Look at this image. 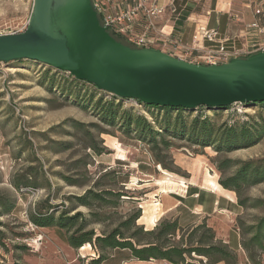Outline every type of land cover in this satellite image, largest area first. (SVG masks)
Returning <instances> with one entry per match:
<instances>
[{"label": "rangeland", "instance_id": "rangeland-1", "mask_svg": "<svg viewBox=\"0 0 264 264\" xmlns=\"http://www.w3.org/2000/svg\"><path fill=\"white\" fill-rule=\"evenodd\" d=\"M32 6L33 0H0V30L26 29ZM257 9L261 13L256 15ZM232 12L240 19L253 13L264 24V0H232ZM164 51L189 62H201L198 51L190 53L188 50L187 53L174 45ZM70 82L68 74L34 60L0 62V212L4 213L0 216L3 223L0 264H170L158 260L143 263L129 253L97 263L93 259L98 258V251L92 246L86 250L72 248L67 243L66 230L39 227L32 222L31 214L38 210L54 208L59 216L76 202L74 196L83 195L94 183L98 186L96 190L111 187L125 194L115 206L94 204L92 208L79 206L77 210H70V215L76 211L84 213L89 222L100 220L89 225V229H95L98 234L112 230L129 213L140 208L139 224H145L148 229L155 226L149 222L154 214L159 217L158 221L162 217L179 215L183 225H194L206 219L217 236L226 241L236 243L238 233L240 240L248 242L251 239L253 233L249 228L264 215V207L242 208L231 201L226 213H212L204 208L210 215H196L193 209L183 205L166 211L165 201L181 198L189 206L179 193L183 187L190 194V184L208 190L212 196L222 193L227 198L228 190L216 189L214 185H220L217 161L264 157V136L250 147L222 154L211 146L202 148L191 141L169 136L171 148L157 150L165 168L156 163L155 154L145 142L134 134L126 135L118 125L101 121L92 107L96 101L92 96H98L93 85L75 87ZM71 90L77 95L69 96L73 93ZM128 106L129 102L123 109ZM199 112L200 109H195L186 114L194 117ZM218 113L217 116V110L209 108L202 110V114L213 118L217 125L223 122L233 125L258 113L264 116V104L238 103ZM143 114L152 119L147 111ZM91 145L104 152L96 153L89 147ZM227 174L230 170L224 176ZM65 176L88 185H71ZM14 182L21 188H16ZM244 193L253 198L249 204H253L255 198L263 199L264 182ZM109 200L115 201L112 197ZM254 247L258 264H264V253ZM238 254L239 264H254L244 248ZM192 260L197 264L208 263L206 258L199 256Z\"/></svg>", "mask_w": 264, "mask_h": 264}, {"label": "trees", "instance_id": "trees-1", "mask_svg": "<svg viewBox=\"0 0 264 264\" xmlns=\"http://www.w3.org/2000/svg\"><path fill=\"white\" fill-rule=\"evenodd\" d=\"M111 34L118 40L136 47L130 41H125L126 38L122 39L121 35L113 32ZM66 74L71 77L70 83L75 87L89 84L69 73ZM94 90L98 96H92L93 99H96L92 107L98 112L101 121L109 125H118L126 135L132 136L134 134L140 141L145 142L155 154L156 163L165 168L167 166L159 157L157 150H169L171 148L173 144L167 138L169 136L191 141L202 148L211 146L218 154L250 147L264 136V116L262 113L248 116L251 119L242 120L233 125H228L227 122L217 125L213 118L202 114V110L206 107L197 108L201 112L191 117V114H186V111H192V109L141 103L130 98L116 97L113 94L98 90L95 86ZM71 92L73 93H70L69 96L77 95L76 91L71 90ZM128 102L130 106L123 109ZM135 103L142 106L138 105L139 107H137ZM257 104H264V102ZM210 109L217 110L216 115L218 116L220 115L218 111L224 108ZM145 111L151 115V120L144 116ZM158 111H161L162 114ZM89 147L98 154L104 152L102 148H98L96 145ZM216 165L221 173L220 185L224 189L235 192L240 207H264V198H255L254 203L249 204L253 198L244 193V190L264 182V157L247 160L224 158L219 159ZM228 170H230V174L224 176ZM64 179L71 185H88V183L80 184L67 176ZM14 185L18 189L21 188L18 182H14ZM96 187L98 186L94 183L86 189L83 195L74 196L76 202L65 208L59 216H57L54 208L32 213V222L39 227H57L66 230L67 243L72 248L79 249L90 243L98 251V258L93 259L97 263H103L107 260L108 255L113 250L127 249L133 259L146 263L158 260L167 261L170 264H197L192 259L194 256H199L206 258L207 264H219L221 262L239 264L238 253L232 249L229 242L217 236L215 229L207 223L206 219L194 225H191L192 223L183 225L181 216L178 215L173 218L166 216L162 217L152 229H148L145 225L139 224V219L142 217V210L139 208L129 213L112 230L98 234L95 229H89V225L100 220L89 222L84 213L76 211L70 215V210H77L79 206L92 208L94 204L99 207L110 204L115 206L125 194L111 187L99 188L98 190ZM110 197L115 201L109 200ZM3 214L0 212V216ZM1 226L3 223L0 221ZM249 231L253 233L252 237L248 242L241 239V247L247 251L250 262L258 264L254 246H257L264 253V215L250 226ZM198 233L199 235H197ZM0 234H2V230H0ZM0 245H2L1 242Z\"/></svg>", "mask_w": 264, "mask_h": 264}, {"label": "water", "instance_id": "water-1", "mask_svg": "<svg viewBox=\"0 0 264 264\" xmlns=\"http://www.w3.org/2000/svg\"><path fill=\"white\" fill-rule=\"evenodd\" d=\"M20 59L150 105L195 110L264 102V50L201 64L159 48L133 47L102 25L92 0H33L27 28L0 35V62Z\"/></svg>", "mask_w": 264, "mask_h": 264}, {"label": "built area", "instance_id": "built-area-1", "mask_svg": "<svg viewBox=\"0 0 264 264\" xmlns=\"http://www.w3.org/2000/svg\"><path fill=\"white\" fill-rule=\"evenodd\" d=\"M92 2L102 25L110 32L125 37L136 47H155L164 51L165 48L174 45L186 50L187 53L188 50L190 53L198 51L200 53L198 57L201 59L198 63L201 64H223L233 58L248 57L264 50V38L259 37L260 34H264V24L260 17L255 16L253 21L247 24V33L243 37L245 40L240 36L224 35L219 28L198 26L191 43L185 44L174 36L172 30L168 31L166 25L160 24L163 18L170 20L177 15L176 0H169L163 4L159 3V0H92ZM255 13L257 15L261 10L257 9ZM24 30L23 28L0 30V35Z\"/></svg>", "mask_w": 264, "mask_h": 264}, {"label": "crops", "instance_id": "crops-1", "mask_svg": "<svg viewBox=\"0 0 264 264\" xmlns=\"http://www.w3.org/2000/svg\"><path fill=\"white\" fill-rule=\"evenodd\" d=\"M168 1L169 0H159V3L163 4ZM176 5L178 6L177 15L172 17L170 20H165L163 18V22L160 21V24L166 25V29L168 31L172 30L174 32V36L186 42L192 41L196 27L198 26L219 28L224 35L240 36L242 37V40H245L246 38L243 37L247 33L246 26L255 18L253 13L247 18H238L237 14L232 12V0H176ZM165 22L168 24H165ZM259 37L264 38V34H260ZM190 186V194H188V190L183 187L180 188L181 192L179 193V196L183 197L185 199L184 201L189 203V206L186 205L181 198H167L165 201L166 211L173 210L183 205V207H186L189 210L193 209L196 215H210V213L204 211V208L212 213L216 211L226 213L227 210L230 209L232 202H237L236 194L233 191L228 190L230 193L227 197L230 199L229 201L222 193L212 196L208 190L200 188V186L194 184H190ZM222 189L224 190L223 187L219 190ZM182 192H186L188 195L186 196L181 194ZM145 227L147 228L146 225ZM240 241V234L238 233L236 236V243L231 240H228L227 242L230 243L232 249L239 253V250L242 248ZM127 253H129L132 257L130 251L127 249L113 250L108 255L109 257L107 260L115 257L117 254Z\"/></svg>", "mask_w": 264, "mask_h": 264}, {"label": "bare ground", "instance_id": "bare-ground-1", "mask_svg": "<svg viewBox=\"0 0 264 264\" xmlns=\"http://www.w3.org/2000/svg\"><path fill=\"white\" fill-rule=\"evenodd\" d=\"M214 185L215 186H217V188H221V185H216L215 183H214ZM159 218V217H158ZM158 218H157V215H152L150 218H149V222H150V224H152V225H156L157 224V221H158ZM88 248H91V244H86V245H84V246H82L81 247V249H83V250H86V249H88Z\"/></svg>", "mask_w": 264, "mask_h": 264}]
</instances>
